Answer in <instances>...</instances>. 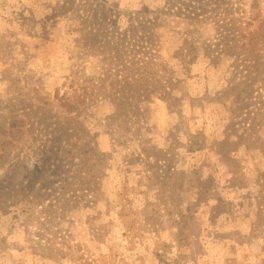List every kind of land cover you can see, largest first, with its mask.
I'll list each match as a JSON object with an SVG mask.
<instances>
[{"label": "rangeland", "instance_id": "rangeland-1", "mask_svg": "<svg viewBox=\"0 0 264 264\" xmlns=\"http://www.w3.org/2000/svg\"><path fill=\"white\" fill-rule=\"evenodd\" d=\"M0 264H264V0H0Z\"/></svg>", "mask_w": 264, "mask_h": 264}]
</instances>
